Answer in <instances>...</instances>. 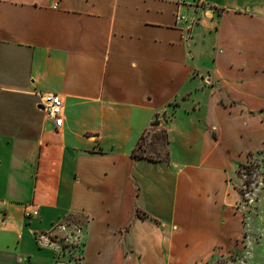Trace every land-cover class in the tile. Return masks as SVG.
<instances>
[{
	"label": "crops",
	"instance_id": "crops-1",
	"mask_svg": "<svg viewBox=\"0 0 264 264\" xmlns=\"http://www.w3.org/2000/svg\"><path fill=\"white\" fill-rule=\"evenodd\" d=\"M263 150L264 0H0V264H264Z\"/></svg>",
	"mask_w": 264,
	"mask_h": 264
},
{
	"label": "rangeland",
	"instance_id": "rangeland-1",
	"mask_svg": "<svg viewBox=\"0 0 264 264\" xmlns=\"http://www.w3.org/2000/svg\"><path fill=\"white\" fill-rule=\"evenodd\" d=\"M166 140H167L166 133L163 130L158 131L152 142H154L155 145H161L160 147L161 149H159V151L158 149H156V151H154V155L153 153H149L147 150L148 154L153 155L154 157H165L167 150L166 149L164 150L163 145L166 143ZM145 143L146 146L147 144H149L148 140L143 138L141 140V145L138 147V152L141 154L146 153L144 151L146 148L144 147ZM239 174L243 180V185L240 186L239 190L244 196V203L251 204V206L247 210H251V208H254L256 210L258 207L257 201L259 199V196L262 197V195H264V191L262 194L259 195L260 190L264 189V150L259 154L257 153L256 155H250L248 161L239 167ZM246 194H248L249 196L253 195L255 202L251 203L249 201V196ZM252 218L253 219L257 218V216L254 215ZM257 219L258 222L259 220H262L261 217ZM61 224L66 227L65 231L68 232V234L72 232V236H71L72 241L71 240L64 241L62 252L58 259V263L81 264V242H77V239L80 234L78 232V229H84V221H82V219L76 221L73 219L71 220V218L69 219L66 218L62 220ZM230 255H226V256H230ZM234 255H236L237 260L233 262L229 261L227 264H248V258L250 257V253H248L247 249H245L244 252H242L241 254H234ZM216 258H220V256H213L209 260L214 262ZM205 264H207V262Z\"/></svg>",
	"mask_w": 264,
	"mask_h": 264
},
{
	"label": "built area",
	"instance_id": "built-area-1",
	"mask_svg": "<svg viewBox=\"0 0 264 264\" xmlns=\"http://www.w3.org/2000/svg\"><path fill=\"white\" fill-rule=\"evenodd\" d=\"M56 5V3L54 4ZM185 16L183 14L177 15V20H184ZM41 98V106L45 111L46 115L51 118L57 128L61 127L64 124V100L60 93L57 92H44L39 93ZM249 194V193H248ZM246 194V195H248ZM249 196V195H248ZM252 199L249 196V201ZM38 214L37 209L26 210V216H32ZM79 230V229H78Z\"/></svg>",
	"mask_w": 264,
	"mask_h": 264
},
{
	"label": "trees",
	"instance_id": "trees-1",
	"mask_svg": "<svg viewBox=\"0 0 264 264\" xmlns=\"http://www.w3.org/2000/svg\"><path fill=\"white\" fill-rule=\"evenodd\" d=\"M141 145V141L140 143L138 144V146L134 149V154H136V152L138 151V147ZM237 258H236V255L232 254L230 256H220V258H216V260L213 262L211 260H208L207 261V264H227L229 261L230 262H233V261H236Z\"/></svg>",
	"mask_w": 264,
	"mask_h": 264
},
{
	"label": "water",
	"instance_id": "water-1",
	"mask_svg": "<svg viewBox=\"0 0 264 264\" xmlns=\"http://www.w3.org/2000/svg\"><path fill=\"white\" fill-rule=\"evenodd\" d=\"M152 125H159V122L155 121V122L152 123Z\"/></svg>",
	"mask_w": 264,
	"mask_h": 264
}]
</instances>
